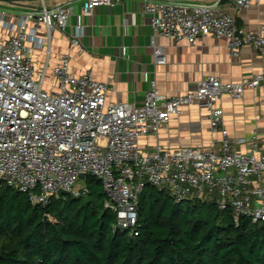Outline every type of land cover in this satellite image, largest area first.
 Returning <instances> with one entry per match:
<instances>
[{"label": "built area", "instance_id": "1", "mask_svg": "<svg viewBox=\"0 0 264 264\" xmlns=\"http://www.w3.org/2000/svg\"><path fill=\"white\" fill-rule=\"evenodd\" d=\"M38 2L22 10L16 3H0L1 185L28 195L33 206L45 207L63 191L77 199L86 196L89 189L81 176H91L101 182L104 207L116 214L117 228L131 237L138 235L137 205L146 185L166 190L177 205L215 202L220 210L230 209L236 222L245 217L253 224L264 223L261 137L254 131L248 140H232L220 106L224 95L239 101L247 91L258 90L264 70L234 83L207 76L194 90L176 96L162 94L152 81L144 104L134 107L111 101L108 86L92 71L70 72V57L62 55L52 68L56 84L45 89L51 40L55 32L66 35L71 9ZM121 2L86 0L82 14L91 17L99 6ZM232 2L248 10L259 0ZM143 13L155 36L174 42L195 45L212 36L225 41L229 57L235 59L243 47L264 51V23L256 31L240 27L224 0H143ZM67 37L83 47L79 28ZM39 51L45 58L37 74L33 55ZM154 53L156 64H164L163 52L156 48ZM193 105L206 112L211 133L220 135L216 144L140 149L141 138L157 137L172 117ZM241 145L247 150L241 151Z\"/></svg>", "mask_w": 264, "mask_h": 264}, {"label": "crops", "instance_id": "2", "mask_svg": "<svg viewBox=\"0 0 264 264\" xmlns=\"http://www.w3.org/2000/svg\"><path fill=\"white\" fill-rule=\"evenodd\" d=\"M85 1L45 0L48 7L63 3L71 9L66 35L55 32L51 40L52 54L45 89L56 84L52 68L62 55L70 57V72L92 71L97 81L108 86L111 101L134 107L144 104L152 81L162 94L176 96L194 90L207 76H216L222 83H234L264 70V51L243 47L235 59L229 57L225 41L212 36L203 37L195 45L155 36L149 16L143 13V0H122L113 7L99 6L91 17L82 14ZM193 1L212 3V0ZM38 3L17 5V9ZM224 4L240 27L256 31L264 23V0H259L248 10L238 9L232 0H224ZM77 28L80 29L82 48L73 45L67 37H71ZM156 48L164 54L162 65L155 62ZM44 58L42 51L33 55L37 74L41 72ZM263 99L264 83L256 91H247L242 100L224 95L220 101L230 138L248 140L257 131L261 137V151H264ZM219 140L220 135L210 131L206 112L193 105L185 107L181 115L172 117L157 137H143L138 144L141 150L152 152L157 144L172 150L211 148ZM239 149L247 150L245 145Z\"/></svg>", "mask_w": 264, "mask_h": 264}, {"label": "trees", "instance_id": "3", "mask_svg": "<svg viewBox=\"0 0 264 264\" xmlns=\"http://www.w3.org/2000/svg\"><path fill=\"white\" fill-rule=\"evenodd\" d=\"M82 179L86 196L61 195L45 207L0 184V264H264V223L236 222L215 202L177 205L146 185L131 237L105 209L101 182Z\"/></svg>", "mask_w": 264, "mask_h": 264}, {"label": "water", "instance_id": "4", "mask_svg": "<svg viewBox=\"0 0 264 264\" xmlns=\"http://www.w3.org/2000/svg\"><path fill=\"white\" fill-rule=\"evenodd\" d=\"M36 1H41V0H0V3H8V4H13V3H28V2H36ZM82 178L84 175L81 176ZM62 195L64 196H69V193L66 191L62 192ZM47 219V218H46Z\"/></svg>", "mask_w": 264, "mask_h": 264}, {"label": "rangeland", "instance_id": "5", "mask_svg": "<svg viewBox=\"0 0 264 264\" xmlns=\"http://www.w3.org/2000/svg\"><path fill=\"white\" fill-rule=\"evenodd\" d=\"M0 7H2V8H3V7H4V4H0ZM78 184H81V183L79 182Z\"/></svg>", "mask_w": 264, "mask_h": 264}]
</instances>
